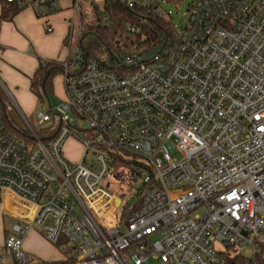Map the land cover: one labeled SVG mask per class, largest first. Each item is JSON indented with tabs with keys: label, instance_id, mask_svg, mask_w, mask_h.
Instances as JSON below:
<instances>
[{
	"label": "built area",
	"instance_id": "obj_1",
	"mask_svg": "<svg viewBox=\"0 0 264 264\" xmlns=\"http://www.w3.org/2000/svg\"><path fill=\"white\" fill-rule=\"evenodd\" d=\"M58 1L0 4L29 8L50 33ZM68 4L80 34L87 8ZM61 65L60 103L37 115L56 127L46 144L30 124V141L13 133L0 103V204L13 220L0 264H264V0H193L151 56L83 62L68 44ZM70 136L76 161L62 155ZM33 229L59 260L23 249Z\"/></svg>",
	"mask_w": 264,
	"mask_h": 264
},
{
	"label": "trees",
	"instance_id": "obj_2",
	"mask_svg": "<svg viewBox=\"0 0 264 264\" xmlns=\"http://www.w3.org/2000/svg\"><path fill=\"white\" fill-rule=\"evenodd\" d=\"M180 1L156 0L146 5L130 7L128 0H84L88 13L80 18V34L76 30L75 40V45L79 46L82 52L83 62L114 54L124 55L131 50L139 51L144 57L153 55L175 31L170 13L169 16H162L156 13L155 9L163 8L164 2L179 3ZM0 5V21H11L22 10L8 3ZM103 15H107L106 22L100 23ZM128 26L134 27V31L131 32ZM71 36L72 33L68 31L63 44H70ZM37 60L36 68L28 77V88L37 100L43 101L48 93L53 92V79L61 74L62 61L39 58ZM5 101V94L0 88V103L3 105L2 116L5 125L19 138L30 141L33 136L28 127L15 118L10 109L6 108ZM51 126L48 124L35 128L31 125L35 134L45 144L56 133V127L52 133H49ZM121 217L124 218V215ZM227 264H244V256H231Z\"/></svg>",
	"mask_w": 264,
	"mask_h": 264
},
{
	"label": "crops",
	"instance_id": "obj_3",
	"mask_svg": "<svg viewBox=\"0 0 264 264\" xmlns=\"http://www.w3.org/2000/svg\"><path fill=\"white\" fill-rule=\"evenodd\" d=\"M59 10L53 12L49 16L50 23L53 26V31L49 34H46L44 30L43 19H39L40 17L36 16L29 8L20 10L11 21H0V68L4 79L9 84L13 85L14 82H16V79L21 77L25 81V89L29 91L28 77L32 75L38 63L37 55L32 52V44L38 42V39L44 41L40 48L37 49V54L42 56V58L63 61L66 57L67 51L66 53L59 51V43H62L63 39L68 34L69 29L67 25V17L70 15L71 9L69 8L62 11L66 13L68 12V15L64 17H57ZM62 22L66 23L65 26L63 25V30H57L54 32L55 28L58 29ZM56 78L61 82L62 94L59 97L62 98L63 84L61 74L53 79V91L55 90ZM29 93L31 94L30 91ZM32 97L35 96L32 94ZM73 141L75 140L73 139ZM75 143L78 144L79 142L76 140ZM78 145L81 147V153H79L78 156L73 157L75 160L80 159L83 151L82 145L80 143ZM69 152L70 149L68 147L65 148V153L67 155H70ZM7 216L8 215L5 214L3 206L0 204V244H2L6 232L10 230L13 223L10 215V217L8 216L11 219L10 223L5 222ZM23 246H25L30 253H32L31 251L37 252L38 254L40 253L41 257L32 254L41 260H51L50 258L45 257L46 255L43 254V250H40L41 248L45 249V247L48 246L55 249L53 244L46 241L44 237L34 229L30 230L25 236ZM38 246L41 247L38 248ZM33 247H36V249ZM59 256L61 257L60 253Z\"/></svg>",
	"mask_w": 264,
	"mask_h": 264
},
{
	"label": "rangeland",
	"instance_id": "obj_4",
	"mask_svg": "<svg viewBox=\"0 0 264 264\" xmlns=\"http://www.w3.org/2000/svg\"><path fill=\"white\" fill-rule=\"evenodd\" d=\"M192 1L193 0H181L179 3L164 2L162 4L163 9L166 12L170 13L171 21H172V24L175 26V29L180 28L184 24L185 19L187 17L188 5ZM58 4L61 9L57 13L58 14L57 17L67 16L68 12L66 13L62 11H65V9L71 8L72 5L68 4V0H59ZM80 4L82 5L84 9L87 8V5L85 4L84 0H80ZM77 14L78 12L76 11V15ZM39 19L42 20V18H39ZM77 24H78V20L76 18L74 21L73 32H72L71 43H70V46L72 48L76 47L75 40H76ZM63 25L65 26L66 23L62 22V24L59 25L58 29L55 28L54 32L57 30H63ZM46 34H49V33H46ZM43 43L44 41L42 39H38V42H34V44H32V52H34V54H36L37 58L39 59H44L42 58V56H39V54H37V49L40 48V46ZM59 51H62V53L63 52L66 53L67 45L63 44V42L62 43L60 42ZM24 82H25L24 79L20 77L19 79H16V82H14L13 85L9 84L4 79L1 68H0V88L2 89V92L5 94L6 108L10 109L11 113L15 116V118L19 119L22 123H24L25 126H27V124H30L33 127L38 128L40 126V124H38L37 122L38 113L44 110H48L49 107L54 108L58 103H60L61 98L59 96L62 94L61 82L59 81L58 78L55 79V82H56V83L54 82L55 90L51 93H48L47 98H44L43 101L37 100L35 97H32V93L30 94L29 91L25 89ZM47 99L49 100V102ZM78 122L81 123V126L83 128L87 126L86 122L83 120H78ZM73 139L75 141H73ZM75 142H76V139L73 136H70L65 140L62 146V155L71 161H76L73 157L78 156L79 153H81L80 152L81 147H79L78 145L79 143L77 144ZM67 147L70 149V152H69L70 155H67L65 153V148ZM178 156H179V153L177 151H174L171 153V157L173 158L178 157ZM120 197L124 203L126 201L127 196L120 194ZM135 200H136L135 197L128 200L127 201L128 206H131ZM196 212H201V210L196 211ZM8 216L5 218L6 223H10L11 221V219L9 218L10 216L9 217ZM34 245H35V242H34ZM53 245L55 246V244ZM41 246H38V248H40ZM215 246L216 248L222 251L225 250V248L221 246L219 243H216ZM33 248L36 249V247H33ZM23 249H25L26 252H28L25 246H23ZM40 250H43V254L46 255L45 257L50 258L51 260H59L61 258L59 256L60 252L56 246H55V249L46 246L45 249L41 248ZM31 252L41 257L40 253L38 254L37 252H34V251H31ZM243 252H245L246 254H250L251 250L249 247H247L243 250Z\"/></svg>",
	"mask_w": 264,
	"mask_h": 264
},
{
	"label": "water",
	"instance_id": "obj_5",
	"mask_svg": "<svg viewBox=\"0 0 264 264\" xmlns=\"http://www.w3.org/2000/svg\"><path fill=\"white\" fill-rule=\"evenodd\" d=\"M119 200H120V199H119V198H117L116 202H117V203H119Z\"/></svg>",
	"mask_w": 264,
	"mask_h": 264
}]
</instances>
